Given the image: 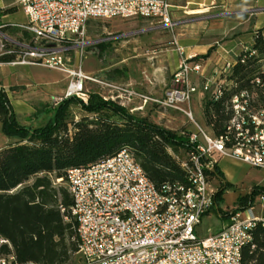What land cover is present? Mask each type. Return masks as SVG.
Here are the masks:
<instances>
[{
	"label": "built area",
	"instance_id": "obj_1",
	"mask_svg": "<svg viewBox=\"0 0 264 264\" xmlns=\"http://www.w3.org/2000/svg\"><path fill=\"white\" fill-rule=\"evenodd\" d=\"M24 21H10L19 36L2 32L0 21V65H40L67 74L64 92L52 105L68 97L86 103L85 83L99 82L80 67L70 69L63 55L88 44L86 27L91 19L145 18L173 29L168 0H14ZM253 54V52H251ZM250 54V55H251ZM11 56L10 60L2 57ZM232 61L213 75H205L203 59L182 56L159 99L138 95L161 108L181 111L197 129L182 132L192 146L183 156L168 152L184 172V182L160 188L144 175L131 153L116 154L86 167L66 171L72 197L71 215L76 222L78 264H243L241 251L250 240V229L264 216L253 206L231 212L221 229L199 238L196 227L213 206V167L221 158L239 160L264 171V64L249 79V85L234 91L227 105L225 133L205 132L194 120L189 104L197 91L214 98L236 86L227 81ZM199 77L200 81L194 80ZM128 96L134 93L126 91ZM60 179H56L58 183ZM264 209V195L259 196ZM255 205V204H254ZM4 242V240H0ZM0 264H17L12 253Z\"/></svg>",
	"mask_w": 264,
	"mask_h": 264
},
{
	"label": "trees",
	"instance_id": "obj_2",
	"mask_svg": "<svg viewBox=\"0 0 264 264\" xmlns=\"http://www.w3.org/2000/svg\"><path fill=\"white\" fill-rule=\"evenodd\" d=\"M13 11L14 7L0 8V17ZM5 30L18 32L8 22L2 32ZM107 44L97 45L103 48ZM212 49L197 57L204 59ZM262 64L264 35L258 30L250 47L232 61L226 78L236 86L224 89L217 98L212 91L202 98L203 122L214 135L225 133L231 94L248 86ZM71 105L86 115L73 121ZM45 113L48 118L41 126L19 124L6 93L0 89V132L15 140L0 148V240H4L0 242V257L12 253L17 264H66L77 253L72 197L67 187L56 184V179L66 182L69 168L86 167L125 148L154 187L185 180L168 148L188 152L192 146L186 133H182L188 130H169L95 92L88 94L86 103L68 97L49 106ZM212 174L218 179L212 211L223 221L231 212L253 206L255 196L264 195V184L254 185L247 194L236 198L230 210L223 209L219 205L223 194L235 191V185L225 180L217 164ZM30 179L32 182L27 183ZM241 259L243 264H264V221H256L250 229V240L242 248Z\"/></svg>",
	"mask_w": 264,
	"mask_h": 264
},
{
	"label": "rangeland",
	"instance_id": "obj_3",
	"mask_svg": "<svg viewBox=\"0 0 264 264\" xmlns=\"http://www.w3.org/2000/svg\"><path fill=\"white\" fill-rule=\"evenodd\" d=\"M14 7L15 11L1 22L24 21L22 13L17 9L14 0H0V8ZM241 18V16H240ZM171 30L145 18H111L91 19L86 27L85 40L88 44L80 50H70L63 56L68 59L66 64L70 69L78 67L97 80L88 81L85 89L90 92L104 94L108 85L132 88L137 92L159 96L168 86L174 71V59L180 57L179 48L171 41ZM4 34L17 38L19 33L5 30ZM219 42L222 39L217 38ZM100 42H107L105 47H99ZM177 56L175 58V55ZM183 54V53H182ZM184 56V55H182ZM6 70L7 75L3 74ZM194 80L199 77L193 76ZM11 83H3V79ZM68 82L67 74L40 65H6L0 67V86L15 112L16 120L25 126L37 127L43 125L48 118L45 109L52 105V99L60 96ZM121 88V87H120ZM206 93L197 91L189 104L194 120L207 133L202 117V98ZM137 105V104H135ZM70 118L77 121L86 114L75 105H71ZM133 114L147 118L169 130H188L197 132L194 125L181 111L161 108L152 102H147ZM15 140L5 138L0 132V148L14 143ZM183 156L181 150L174 152ZM225 180L235 185V191L248 193L254 185L264 184V171L250 167L234 158H224L219 162ZM32 179L27 181L31 183ZM57 185L67 187V182L59 181ZM218 179L210 180V187H217ZM233 191L225 192L220 207L230 210L233 206ZM253 212L260 215L264 209L260 208L259 196L254 197ZM214 211L210 210L202 217L196 227L199 238L217 233L223 226ZM79 256L73 254L66 264H78Z\"/></svg>",
	"mask_w": 264,
	"mask_h": 264
},
{
	"label": "crops",
	"instance_id": "obj_4",
	"mask_svg": "<svg viewBox=\"0 0 264 264\" xmlns=\"http://www.w3.org/2000/svg\"><path fill=\"white\" fill-rule=\"evenodd\" d=\"M168 2L175 23L170 37L179 48L180 57L200 56L206 54L210 47L213 48L203 59L206 76L213 75V72L224 62L233 61L239 52L250 47L256 31L260 30L264 35V0H168ZM217 38L222 39V42ZM176 56L177 53L175 58ZM179 58L174 59L175 68ZM3 66L6 65H0ZM2 73L7 75L6 70ZM3 83L11 82L5 78ZM105 85L108 90L104 94L95 93L104 100H111L125 107L130 113L145 106L138 95L150 99H159L163 96V93L159 96H151L128 87ZM127 90H131L134 94L128 96ZM224 158L218 161V167L219 162ZM219 169L221 170L220 167ZM245 194L247 193L233 191V203L238 196ZM258 216H264V213Z\"/></svg>",
	"mask_w": 264,
	"mask_h": 264
}]
</instances>
